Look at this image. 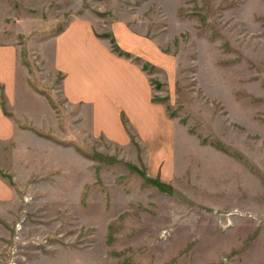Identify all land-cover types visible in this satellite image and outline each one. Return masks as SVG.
<instances>
[{
    "label": "rangeland",
    "instance_id": "obj_1",
    "mask_svg": "<svg viewBox=\"0 0 264 264\" xmlns=\"http://www.w3.org/2000/svg\"><path fill=\"white\" fill-rule=\"evenodd\" d=\"M78 22L108 61L102 100L79 104L45 62ZM123 29L159 59L115 49ZM4 45L26 92L4 100L0 264H264V0H0ZM106 51L166 109L149 141L103 98L119 78ZM91 56L75 54L77 76Z\"/></svg>",
    "mask_w": 264,
    "mask_h": 264
},
{
    "label": "crops",
    "instance_id": "obj_2",
    "mask_svg": "<svg viewBox=\"0 0 264 264\" xmlns=\"http://www.w3.org/2000/svg\"><path fill=\"white\" fill-rule=\"evenodd\" d=\"M74 24L69 26L66 32L62 34L59 39H57L56 43H54L55 54L51 57V59H48L47 57L45 62L49 61V65H53L51 64V61L53 60V62L56 63L55 66H59L62 70H64V92L70 102H76L79 104L78 102L86 99L87 101H93V99L98 101L102 100V92L95 86V83L98 79V73L105 71L108 65V61L99 53L101 49L103 50L104 46L99 45L98 52L96 53V49L93 50L92 43L90 44V39H93L90 38L91 35L89 33V29L85 28L84 23L82 22ZM134 33L135 32L132 30L123 29L125 41L123 40V42L120 43L117 42L115 49L123 50L122 48L126 47L132 54L134 50L141 49L139 50V54L146 56L147 51L144 50V46H147V50H151L159 59L160 51H157L155 44H151L149 41H143L141 43V47L134 45V43L139 39L136 36L137 33ZM76 45H79L81 50H74L73 47ZM3 49H7V51ZM81 51L84 53L87 52L92 56L90 57V62L88 61V64L85 65V62L83 63L82 76H77L78 71L73 59L75 54H78ZM109 51L112 53L111 46ZM111 53L106 51L107 56L111 59V65L119 73V78L113 77V79L111 78L109 80V77H106L104 79L105 86L103 87V98L107 99L111 90L115 95H118L119 99L123 101L120 106L126 108V112L130 117H141L137 120L140 129L139 131L145 140L149 141L150 133L154 130V127L156 128L162 124L169 125L166 109L163 104L159 106L152 104L149 92L145 93V87H149L150 80L147 78L143 79L142 76H139L137 79L127 77L123 72L119 71V69H126L127 64L124 63L122 65V61L119 58L112 56ZM0 63L3 64L0 67V70L7 71L6 77L0 78V133L7 137L15 131L14 126H16L12 121V119H15L16 117L11 113L9 114V110L5 109V105L8 106V104L4 103V100L6 101V99L15 98L16 85H14L13 82L19 83L17 75H19L20 68L16 67L15 47L11 45H4V47H0ZM84 70H90L85 77ZM91 71L93 75H89ZM26 87L30 89V86L27 85ZM17 88L19 90H23V87H20V85H18ZM25 92L26 91L23 93L25 94ZM4 94H6V96ZM20 95H22V93ZM115 101H113L112 108L116 107ZM99 104L102 106L101 103ZM108 110L109 111L107 113L110 115V109ZM114 113L116 112H111V115H114ZM19 125L24 126L21 122H19ZM155 132L159 134L157 130ZM123 138L126 139V136L124 135Z\"/></svg>",
    "mask_w": 264,
    "mask_h": 264
},
{
    "label": "bare ground",
    "instance_id": "obj_3",
    "mask_svg": "<svg viewBox=\"0 0 264 264\" xmlns=\"http://www.w3.org/2000/svg\"><path fill=\"white\" fill-rule=\"evenodd\" d=\"M158 146V145H157Z\"/></svg>",
    "mask_w": 264,
    "mask_h": 264
}]
</instances>
